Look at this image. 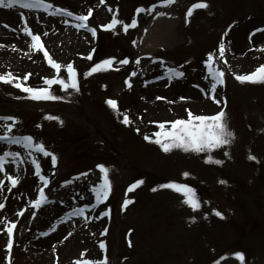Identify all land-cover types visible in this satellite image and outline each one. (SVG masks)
Masks as SVG:
<instances>
[{"label":"rangeland","instance_id":"1","mask_svg":"<svg viewBox=\"0 0 264 264\" xmlns=\"http://www.w3.org/2000/svg\"><path fill=\"white\" fill-rule=\"evenodd\" d=\"M51 1L70 8L75 14L83 12L85 7L80 0ZM109 1L115 3V16L113 15L111 19L112 21L116 19L120 24L116 26L117 22L112 26L113 29L99 31V37L102 35L105 38L102 40L105 42L103 57L95 61L89 60L91 51H95L98 45V42L92 39L91 51L89 48V51L87 50L89 53H85L77 60L76 71L82 73L79 87L75 90L70 87L62 90L59 84L45 85L44 88H48L51 95L59 98L36 101L37 103L32 104L27 101L30 99L25 98V94L14 89L15 101H12L14 102L12 106L22 111L20 112L22 120L21 123L18 122L16 129L24 125L26 133L30 132L31 140L36 141L44 152L49 153L51 159L52 156L56 158L55 164H52L56 171L48 177L49 179L58 174L60 177L58 182L67 181L68 178L65 177L68 176L62 173L63 170H68L69 174L67 154L71 153L70 144L78 138L83 142L76 155L79 168L69 175L86 174L89 170L93 173L95 182L104 175L110 185L112 192L107 205L110 218L102 221L100 230L96 232L98 236L94 234L86 244L82 242V248L73 252L72 258L81 260L96 259L100 254L102 256L98 247L102 239L105 244L104 252L108 255V264H127L134 260L145 264L153 259L155 264H204L207 260H211V264H240V261L234 258L236 252L242 254L244 264H264V259L260 260L262 255L264 256V241H262L264 240V187L259 184L261 180L258 175L260 165L264 164V83H241L232 77L227 78L219 86L222 89L220 99L223 103L221 104V109L224 111L223 122L233 134L228 144L199 153L183 151L179 148H173L169 152L161 151L157 144L151 142L155 139L153 133L170 131L171 123L162 121L164 128L161 129L158 127L161 123L155 121H131L124 110H118L106 103L111 99L110 95L122 86L128 73L132 71L137 74L144 61L135 63L137 56L132 46V43H136L139 39L143 29L126 28V31L129 30V37L119 36L118 29L122 25H128L132 16L142 17L141 12L137 13L136 9L145 8L148 1L153 0ZM194 2L205 3L208 10L204 13H195L189 23L182 22L184 10L189 3ZM159 12L166 13L165 17H171L168 23H172L168 27L165 17L154 20L156 24H160H157L152 37L144 35L140 41V43L149 41L152 44L151 51H147L145 55H150L152 58L164 55L169 60L167 62H170L168 65L174 69L178 68L177 64L180 61L186 60L192 68L199 65L202 60H208L209 55L211 57L214 55L212 49L222 32H225L222 36H228L227 39H230L232 45L237 42L233 38L235 32L240 30L244 33L239 41L242 39L241 42L246 43L245 36H249L252 37L250 42L252 45L248 51L235 49L233 54L252 58L250 67L252 71L264 65V41L260 40L263 37L253 38L257 33L252 32L264 26V0H174L169 8ZM150 25L151 22L147 20L142 27L152 29ZM231 25L234 26L232 29ZM161 26L164 31L160 29L158 32L157 29ZM168 32H170L169 36H161ZM155 35L158 37L156 38ZM116 37L119 39L117 42ZM119 48L125 51L129 60L118 72H109L107 65L101 62L106 59L114 63L121 61L124 54L120 53ZM126 56L124 55L125 59L128 58ZM95 64H101V69L84 75ZM28 65L35 66L32 61H28ZM180 69L185 73V70ZM0 71H3V68L0 67ZM54 78L65 82L68 80L63 75ZM29 82L31 85L41 86V83L37 84L36 80L31 78ZM196 82L198 83L197 79ZM154 92L156 91H152ZM152 93H149L150 96H155L156 93ZM0 111L9 113L11 109L7 104H1ZM25 111L38 118L35 126L30 124L27 115L23 114ZM14 113L16 112H11L9 115ZM125 116L127 123L124 122ZM145 136H148L149 140H145ZM79 153H81L80 157ZM249 156L253 159H249ZM209 157L211 161L206 162ZM98 165L103 166L106 172L102 174ZM133 169L136 172H132ZM185 172L188 173L187 176L183 175ZM151 173H155L159 178L169 176L181 184L192 187L196 198L198 197L199 207L193 210L177 194H169L166 200L163 196H153L143 187L146 174ZM137 181L141 183L130 191L126 198L129 203L119 205L124 185L127 182L136 184ZM248 181L252 182L253 190ZM246 183L251 194L253 191L256 195L252 196V199L247 193ZM74 184V182L69 184V189L74 188L72 186ZM225 187L234 192L232 191L231 194ZM243 190L246 191V198L240 196ZM211 201L216 205L222 202L220 208L228 210L231 217L222 215ZM5 206L0 208V264H12L11 261L17 258V255L15 250L7 249L6 228L10 225L9 221H5L7 218L4 214ZM215 212H219L220 215H215ZM240 217L245 218L247 227L251 229L245 233L241 244L238 245L239 240L237 242L236 240L241 228L236 223H239ZM207 219L214 221L213 226L218 225L219 231L202 234L196 230V226L200 229L203 226L199 222H207ZM86 234L88 236L89 233ZM167 238H170L171 247H168L164 254L162 245L166 243ZM260 240L263 242L261 252L259 249L261 242L258 243ZM234 242H236L234 245L229 246ZM48 249L49 246L45 253ZM206 250L211 252V257L207 255ZM10 253L15 256L12 257ZM46 255L48 258L46 264H57L52 256ZM6 256L9 257V261L5 260ZM215 256L219 257L217 263L214 262Z\"/></svg>","mask_w":264,"mask_h":264},{"label":"bare ground","instance_id":"2","mask_svg":"<svg viewBox=\"0 0 264 264\" xmlns=\"http://www.w3.org/2000/svg\"><path fill=\"white\" fill-rule=\"evenodd\" d=\"M85 6L84 9L87 11H83L82 15L88 18H91L95 21L99 20L102 17H105L103 12L97 11L99 8V0H80ZM103 5L105 8L111 9L106 1L103 0ZM193 14L191 15L192 18ZM86 20V21H87ZM143 23V20H136V25L140 26ZM160 24V23H159ZM169 24L171 23H166ZM135 25V26H136ZM164 26V25H163ZM159 27L158 32L163 27ZM167 27V26H166ZM164 31V29H161ZM168 31V29L166 30ZM153 31L149 34V38L152 37ZM243 31L237 30L234 35V39L237 40L235 44H231L230 39L223 43H219L217 45V55L216 59L221 61V65L225 67L226 73L225 76H222L223 82L226 81V78L236 77L238 75L247 74L252 71V58L243 56H235L233 53L235 49L249 50L251 48V40L252 37L245 36L246 43H242L239 41V38L243 35ZM170 32L165 35H161L162 37L169 36ZM42 40H40L41 45L47 51H49V55L51 60H53L57 64H61L62 67H66L69 63L73 61L76 57H79L81 54H84L90 45V40L84 34H80V32H76L69 28L62 27L58 23H53L48 28H45L42 34ZM157 38L158 36L155 35ZM228 37V36H227ZM263 37V38H262ZM253 38H262L261 41H264V33H258ZM166 44V43H163ZM225 50H221L222 47ZM152 47V44L146 43L142 48L149 49ZM247 47V48H246ZM8 46H4L3 50H6ZM10 49H14V47H9ZM141 48V51L143 50ZM20 56L24 57L26 55H30L32 51L28 46L25 49H21ZM141 54V53H140ZM4 57V56H2ZM4 59V58H3ZM7 61V60H6ZM196 69V70H195ZM195 71H199V78L203 76V84L201 86V93L205 95L207 99H202L199 97V92H185V95L181 93H177L176 89H170L171 83H179L176 79H170V83H157L154 85H145L141 84L142 75L140 73L127 77V85L125 81L122 86L119 87L115 92L110 95L112 101H115L116 107L118 110H125L126 114L129 116L131 121H141V120H149L155 122L162 121H170L177 117L183 118L188 112H192L193 115H205L218 111L222 108L221 103L219 101L220 96V88L219 85L216 84V88L212 90L213 83H210L206 80V76L203 72V68L200 66L195 67ZM238 70H242L243 72H237ZM41 74L44 76L45 71L42 70ZM175 85V84H173ZM170 86V87H169ZM152 91H156L152 93ZM155 94V96L151 97L149 93ZM158 92H161L158 94ZM180 92V91H179ZM164 93V94H163ZM167 93V94H166ZM149 94V95H148ZM158 94V95H157ZM166 94V95H165ZM150 96V97H148ZM176 96V97H174ZM201 99V100H200ZM219 101L218 103L215 101ZM14 172V171H13ZM19 170L17 173H20ZM91 173L86 179H80L78 183L80 184L79 192L87 193L86 191L91 190L95 196V190L98 188L93 185ZM107 200L103 198L101 200V205H106ZM98 207L95 206L93 211H98ZM103 210V209H102ZM85 214L83 219L79 218V223L75 224L73 227V231L71 235H63L62 238L57 241L56 239H51V245H48L44 242H41L38 245L30 247H20L19 257L12 260V264H46L48 258L47 255L49 253L54 252L55 259L59 264H64L69 262L72 259L71 254L73 252L78 251L82 248L83 243L86 242V236L84 235V227L87 225V230H93L99 226V222H91L92 219L95 220L94 214ZM89 225V226H88ZM21 244V241L19 242ZM37 244V243H36ZM49 246L47 253H45L46 248ZM32 252V253H31ZM75 261V260H74ZM73 261V262H74ZM31 262V263H30Z\"/></svg>","mask_w":264,"mask_h":264},{"label":"snow or ice","instance_id":"3","mask_svg":"<svg viewBox=\"0 0 264 264\" xmlns=\"http://www.w3.org/2000/svg\"><path fill=\"white\" fill-rule=\"evenodd\" d=\"M103 2V0H101ZM159 4L161 6H167L171 3H173V0H158ZM19 6L20 8L23 9H39L45 13H47L48 9L52 7L50 3H47L46 0H0V7L3 8H13L15 6ZM206 5L204 3H200L198 5H194V7H205ZM58 12H63L67 16H72V13L66 12L62 9H57ZM151 12L152 7H149L147 9L144 8H137L136 12ZM191 14V9L188 10V12L185 14V19L187 22V16ZM115 16V14L113 13ZM157 16L163 15L162 12H157ZM75 19L78 21L76 24V27L78 29L80 28H86L87 25L84 23L87 20L86 16L80 15L76 16ZM24 17H21V23H23ZM118 21L116 19H113L112 25H115ZM112 25H103L105 29L110 28ZM136 25V17L133 16L131 19V23L129 25H126L125 28L127 27H135ZM7 27V25H5ZM23 32L30 38V43L28 47L31 50H36L39 49L40 52L44 53V58L45 60L49 63V65L59 71L60 70V65L57 63L53 62L51 59L48 57V53L44 51L43 46L40 43V38L39 36L33 34L32 30L25 24L23 27ZM90 31L95 37L96 33L93 31L91 28L87 29ZM222 47V46H221ZM90 58V57H89ZM212 60L211 55L208 57V61L206 63H209ZM103 65H111V60L106 59L101 62ZM121 63H127V61H121ZM101 69V64H95L91 68L88 69L87 72L84 73V75H89L91 73H94L98 70ZM211 73V79L215 81L216 83H213L212 85V90L216 88V84L223 83L222 76L223 73L218 72L217 70L214 69H209ZM66 72L68 74V80L65 82L64 80L60 79H44V84L45 85H52V84H59L61 89H66V88H72L75 90L77 88V83H76V73L73 68V66L69 63L66 67ZM177 75H182V73H177ZM24 80L28 79L27 74L23 77ZM235 79L238 82L241 83H264V65H260L257 67L254 71L248 73V74H242V75H237ZM0 83H8L11 84L13 87L19 89L21 92L26 93L27 99L33 100V101H44V100H53V99H58L59 97L53 96L50 94L48 88H33L26 86L25 84H22L20 82V78H14L10 73H4L0 75ZM125 84L127 85V81H125ZM215 102H219L218 100ZM106 103L109 104V106L115 108L116 104L115 101L108 100ZM48 119H58L55 117H46ZM224 111L223 109L217 111L213 115H193L191 112H188V117L187 119H177L174 121H171V130L170 131H158L153 133V136L155 139L151 142H154L157 144L161 151L163 152H169L173 148H179L183 151H192V152H205V151H211L212 149L219 148L221 145H226L230 142V138L232 137V132L229 131L224 122ZM0 120L3 121H13L15 122L16 118L15 117H10V116H0ZM124 122L127 123V117L125 116ZM6 129H10L11 125H5ZM159 128L163 129L164 124L161 123L158 125ZM145 140H149L148 136L144 137ZM0 141H6L8 143H16L20 144L23 143L25 148L31 147L32 141L31 137L24 136L22 138H15L9 135V132L6 130L3 136H0ZM36 149L39 151H43L41 146L37 144ZM8 155H14L10 153H5L4 156H0V162H3L4 157ZM44 155H49V153H44ZM249 159H253V157L249 156ZM55 156H52V162L55 164ZM211 161V158H207L206 162ZM216 163H219V161H215ZM35 164V161H33ZM101 173H105L106 170L103 168V166H99ZM4 169L0 167V172H3ZM37 175L39 176V179L41 181H44L45 183L46 178L42 175H39V172L37 171ZM184 176H187L188 173L185 172L183 173ZM103 183L98 186V188L95 190V198L97 200H102L103 198H106L107 192L109 190V184L107 179L105 178L104 175L101 177ZM9 180V186H13L16 181L12 177H8ZM0 183H3V181H0ZM141 181H137L136 184L130 185L129 190L132 188L136 187V185L140 184ZM162 188H168L171 189L175 192L181 193L184 198V203L189 205L193 210L197 209L199 207V203L197 202L196 195L193 191L192 188L188 187L185 184H176V183H168L164 185H160ZM44 195L43 191H41L40 196L38 197L37 200L33 201L34 206H38L41 201L43 200ZM129 203V201L125 200V204ZM2 207V205H0ZM83 209L77 210L74 214H82ZM215 215L219 216V212H215ZM7 234H8V246L10 248L12 244V231H13V226H8L6 228ZM101 253L104 252L105 250V244L103 241H101L98 245ZM81 256H83V253H81ZM234 258L237 261H240V264H244V258L241 253L236 252L234 254ZM9 257H5V260H8ZM74 264H108L107 258L104 257L103 255L101 256L100 259H81V260H76L74 261Z\"/></svg>","mask_w":264,"mask_h":264}]
</instances>
